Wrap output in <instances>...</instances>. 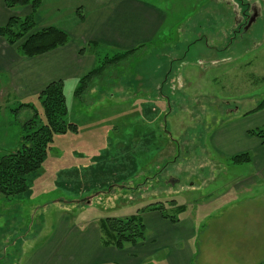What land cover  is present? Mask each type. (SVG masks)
Listing matches in <instances>:
<instances>
[{"label": "rangeland", "instance_id": "rangeland-1", "mask_svg": "<svg viewBox=\"0 0 264 264\" xmlns=\"http://www.w3.org/2000/svg\"><path fill=\"white\" fill-rule=\"evenodd\" d=\"M160 3L168 25L176 23L171 30L182 37L154 45L145 62L136 54L108 67L110 76L81 99L74 84L64 89L78 132L56 136L31 195L12 202L0 196V264L16 263V230L32 254L56 239L62 221L99 226L100 219L128 217L165 201L177 203L165 204L170 217L195 221L204 244L199 242L203 255L194 264H264V182H236L257 171L259 157L250 149L244 152L250 163L234 164V155L213 141L222 129H264V123L255 125L264 114H253L264 100V0ZM211 59L217 65L210 68ZM141 76L152 82L159 77L161 99L169 103L147 101L151 91L146 96L141 89ZM19 97L8 88L0 93V156L20 149L22 127L34 116L16 108H41L35 98ZM146 106L147 116L141 114ZM244 146L240 141L230 151ZM185 203L194 204L186 215L178 212Z\"/></svg>", "mask_w": 264, "mask_h": 264}, {"label": "crops", "instance_id": "crops-1", "mask_svg": "<svg viewBox=\"0 0 264 264\" xmlns=\"http://www.w3.org/2000/svg\"><path fill=\"white\" fill-rule=\"evenodd\" d=\"M159 1L154 3L147 0H43L35 15L36 31L54 28L65 32L70 42L42 56L27 58L18 53L17 46H10L0 38V76L8 79V85L4 86L3 77L0 78L2 79L0 93L8 88L15 95L16 92L20 93L21 99L35 98L37 101L39 93L54 82H63L64 89L68 84H74L73 88L77 89L80 79L96 69L99 62L113 58L117 54L140 50L138 53L141 61L145 62L143 60L154 45H165L172 41L173 35L178 34L179 37L183 35L180 31L171 30L176 23L168 25L170 16ZM30 14L29 7L10 10L4 0H0V27L5 26L12 17L23 18ZM255 14L257 17V12ZM210 46L212 45L208 44L207 49L212 51ZM213 62L216 61L209 60L210 68L217 65ZM118 65L111 64L108 67ZM147 67L143 70L147 71ZM107 68L103 72L105 75L94 79L92 89L97 87L96 83L101 81V77L110 76L111 70L108 72ZM141 80V85L143 83L141 89L146 91V96L151 91L150 98L148 96L146 98L147 101L151 99L169 103L167 98L161 99L164 92L159 88L161 84L159 77L154 82L143 76ZM150 84L156 85V88H151ZM155 90L161 95L153 96L152 91ZM149 110L150 107L146 106L141 110V114L147 116ZM260 114H264V111L257 113L256 116ZM259 123L255 124L257 128L263 125V119H260ZM250 130L253 128L241 132L236 131L234 127L222 129L213 139L222 152L237 156L251 149L259 157L257 171L236 179L237 183L251 178L264 182V146L261 141L248 135ZM240 141L244 142L245 146L239 151H230L232 146ZM175 181L178 182L176 179ZM146 183L148 185L149 179ZM258 188H262L260 184ZM240 190H244V187ZM184 206L186 215L188 207L194 204L185 203ZM205 206L198 208L204 210ZM140 217L146 228V240L137 245H127L123 250L104 246L98 225L78 227L71 225L67 220L62 221L63 224L54 241L50 240L39 250L28 254L26 251L28 239H21L19 231L16 230V237L19 238L16 241L15 264H194L196 259L203 255L201 245L204 241L201 242L202 237L198 238L195 221L190 220L193 218L183 220L182 217L179 222L171 223L159 212H145ZM19 246L24 249V253L20 248L18 251Z\"/></svg>", "mask_w": 264, "mask_h": 264}, {"label": "trees", "instance_id": "trees-1", "mask_svg": "<svg viewBox=\"0 0 264 264\" xmlns=\"http://www.w3.org/2000/svg\"><path fill=\"white\" fill-rule=\"evenodd\" d=\"M8 9L31 8V14L26 17H12L9 22L0 27V38L10 46H17L22 57L34 58L66 46L69 36L60 30L47 28L36 31L35 15L43 0H4ZM140 50L120 53L115 57L99 62V66L80 79L75 96L81 99L91 88L93 81L101 76L108 65H118ZM40 110L33 103L20 104L15 112L24 108L33 110L34 116L23 127L22 144L16 152L0 156V196L7 202L26 198L32 194L33 183L43 172L56 136L67 133L76 134L78 126L69 119V109L64 95V83L54 82L41 91L37 97ZM39 110V111H38ZM42 113H41V112ZM264 111V100L254 110L253 114ZM248 135L262 142L264 146V129H253ZM234 164L242 165L251 162L249 153L232 157ZM177 208L176 201L148 204L136 214L124 218H103L99 221L103 244L123 250L127 245H137L146 240V228L141 220L145 212H159L171 223L179 222L176 217L166 213L165 204ZM178 212H185V207H178Z\"/></svg>", "mask_w": 264, "mask_h": 264}]
</instances>
